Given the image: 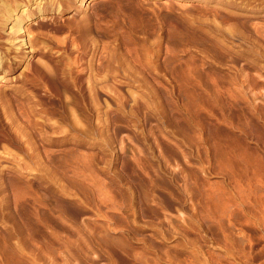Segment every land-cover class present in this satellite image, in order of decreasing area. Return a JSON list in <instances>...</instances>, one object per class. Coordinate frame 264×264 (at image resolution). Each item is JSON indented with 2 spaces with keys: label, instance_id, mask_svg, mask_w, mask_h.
<instances>
[{
  "label": "rangeland",
  "instance_id": "obj_1",
  "mask_svg": "<svg viewBox=\"0 0 264 264\" xmlns=\"http://www.w3.org/2000/svg\"><path fill=\"white\" fill-rule=\"evenodd\" d=\"M16 26L0 264H264V0H0V57Z\"/></svg>",
  "mask_w": 264,
  "mask_h": 264
},
{
  "label": "bare ground",
  "instance_id": "obj_2",
  "mask_svg": "<svg viewBox=\"0 0 264 264\" xmlns=\"http://www.w3.org/2000/svg\"><path fill=\"white\" fill-rule=\"evenodd\" d=\"M92 1V0H91ZM38 7V6H37ZM39 9V8H38ZM18 22V21H17ZM23 28L21 26H16L14 28L11 29V34L13 36V40L10 43V48H7L4 52L1 53V57H0V70L1 68H3V64L4 61H8V56L9 54H11V51L13 52V50L17 51V53H15L14 59H21L22 58V54H25V45H27L25 43V40H21L19 41V37L21 35H23L24 33L26 34L27 32L24 31L23 33ZM30 34V33H29ZM22 38V37H21ZM23 39V38H22ZM18 41V42H17ZM14 53V52H13ZM11 58V57H10ZM13 59V60H14ZM11 61V60H10ZM41 64V63H40ZM47 66V65H46ZM51 74V73H50ZM40 104V103H39ZM4 113V112H3ZM79 130V129H78ZM89 132V131H88ZM34 150V149H33Z\"/></svg>",
  "mask_w": 264,
  "mask_h": 264
}]
</instances>
